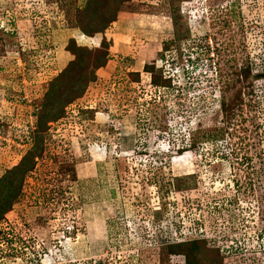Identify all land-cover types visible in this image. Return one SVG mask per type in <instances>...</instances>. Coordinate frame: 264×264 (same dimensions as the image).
I'll return each instance as SVG.
<instances>
[{"label":"rangeland","instance_id":"rangeland-1","mask_svg":"<svg viewBox=\"0 0 264 264\" xmlns=\"http://www.w3.org/2000/svg\"><path fill=\"white\" fill-rule=\"evenodd\" d=\"M73 45L109 61L48 124L0 264H187L169 247L196 241L264 264V0H0V179Z\"/></svg>","mask_w":264,"mask_h":264},{"label":"trees","instance_id":"trees-1","mask_svg":"<svg viewBox=\"0 0 264 264\" xmlns=\"http://www.w3.org/2000/svg\"><path fill=\"white\" fill-rule=\"evenodd\" d=\"M93 13L99 15L96 10H94ZM115 17L116 16L111 17V22L115 21ZM71 48L73 54L76 56V60L72 62L65 72L52 82L50 86V90L46 96V103H44L40 117H38L39 130L35 136V146L33 150L22 159L18 166L0 179V222L4 220L6 214L12 209L13 201L21 194L26 176L35 169V159L38 156H42L45 151L44 135L47 133L48 124L64 118L67 107L84 95L87 86L86 82L88 81L86 78L76 77V73L90 65L92 68L95 67L96 69L104 67L109 61L107 52L102 53L100 57H93V53H90V51L84 47L73 45ZM153 76H155L154 73ZM154 85L156 87L170 88L172 87V80L171 78H165L163 76H155ZM217 249L223 252V249L218 246ZM205 251L206 249L201 246L198 241L187 244L179 243L169 247L170 255H185L187 264H199V256L205 254ZM261 252L264 254V250ZM248 253L250 252L248 251ZM226 254L228 256H226V259H223V261L229 260L231 262H236L237 258L235 254L237 253L231 254V252H227ZM253 264H256V262ZM257 264H262V260L259 259Z\"/></svg>","mask_w":264,"mask_h":264}]
</instances>
